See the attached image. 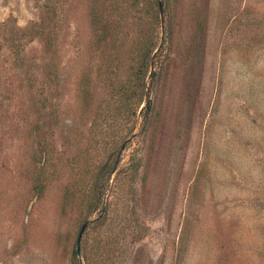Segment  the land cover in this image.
Wrapping results in <instances>:
<instances>
[{
    "label": "rangeland",
    "instance_id": "1",
    "mask_svg": "<svg viewBox=\"0 0 264 264\" xmlns=\"http://www.w3.org/2000/svg\"><path fill=\"white\" fill-rule=\"evenodd\" d=\"M53 1L47 42L48 0H0V264H264V0H173L146 117L151 21L112 0L99 47L90 0Z\"/></svg>",
    "mask_w": 264,
    "mask_h": 264
},
{
    "label": "trees",
    "instance_id": "2",
    "mask_svg": "<svg viewBox=\"0 0 264 264\" xmlns=\"http://www.w3.org/2000/svg\"><path fill=\"white\" fill-rule=\"evenodd\" d=\"M91 1V29L95 35L96 42L99 47H104L109 45V43L113 42V37L117 35L120 31L122 17L115 16L110 12L107 8V4L112 3V0H90ZM173 0H129V4L125 6L133 11L139 17L146 16L151 21V28L153 27V31L151 36L145 40L141 41L140 38L137 41L136 47V57L135 62L132 65V69L134 68L135 78L134 81V89H126L124 92V98H137V104H141L144 100H146V105L144 107V115L145 117L151 109L154 107V102L151 94L155 91H158L163 64L160 63V66L156 68L157 60L161 59V55L154 54L155 46L157 45L155 42V32L154 25L156 23L162 24L163 21H166V26L171 19V5L170 3ZM109 7V6H108ZM114 8L116 14L118 15L121 12L120 8L117 6L116 1L114 0ZM57 6L53 0H48L46 4V17L45 23L41 25V27L36 28L38 26V22H32L25 30L26 32H33L32 29L36 28V32L39 37L43 38L47 42L51 39V34L53 31L50 29V19L57 20ZM111 14L114 15L111 17ZM54 16V18H52ZM48 20V21H47ZM170 36L172 35L170 31ZM161 62V61H160ZM51 73V72H50ZM147 76L150 79V84L148 85L146 82ZM53 80V78L51 77ZM85 85L83 83L81 86L82 93H85ZM81 93V95H82ZM45 98H48L47 96ZM100 204V203H99ZM79 238V237H78ZM78 240V244H79ZM80 247L74 251L75 257L79 255Z\"/></svg>",
    "mask_w": 264,
    "mask_h": 264
},
{
    "label": "water",
    "instance_id": "3",
    "mask_svg": "<svg viewBox=\"0 0 264 264\" xmlns=\"http://www.w3.org/2000/svg\"><path fill=\"white\" fill-rule=\"evenodd\" d=\"M86 227H87V223L84 224V226L82 227V230H81L80 235H79V238H78L79 242H80V239L82 237V233H83V231L85 230Z\"/></svg>",
    "mask_w": 264,
    "mask_h": 264
}]
</instances>
